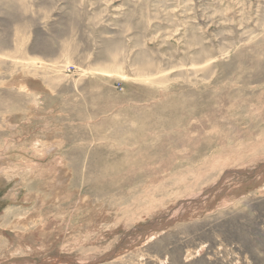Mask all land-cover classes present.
Wrapping results in <instances>:
<instances>
[{"label": "rangeland", "instance_id": "374dc122", "mask_svg": "<svg viewBox=\"0 0 264 264\" xmlns=\"http://www.w3.org/2000/svg\"><path fill=\"white\" fill-rule=\"evenodd\" d=\"M0 264H264V0H0Z\"/></svg>", "mask_w": 264, "mask_h": 264}, {"label": "bare ground", "instance_id": "6f19581e", "mask_svg": "<svg viewBox=\"0 0 264 264\" xmlns=\"http://www.w3.org/2000/svg\"><path fill=\"white\" fill-rule=\"evenodd\" d=\"M104 235H106V234H104ZM13 240H15L16 241V239H14V237H13ZM26 241V240H25ZM25 241H23V242H25ZM23 242H20V241H17V245H16V248L14 249V250H17V248H18V245L19 244H21V243H23ZM31 243V242H30ZM32 244V243H31ZM36 249V248H35ZM39 249V248H38ZM37 250V249H36Z\"/></svg>", "mask_w": 264, "mask_h": 264}]
</instances>
